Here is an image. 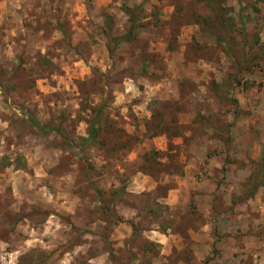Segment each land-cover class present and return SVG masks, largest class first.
<instances>
[{
    "label": "rangeland",
    "instance_id": "1",
    "mask_svg": "<svg viewBox=\"0 0 264 264\" xmlns=\"http://www.w3.org/2000/svg\"><path fill=\"white\" fill-rule=\"evenodd\" d=\"M260 178L263 0H0V264H264Z\"/></svg>",
    "mask_w": 264,
    "mask_h": 264
},
{
    "label": "trees",
    "instance_id": "2",
    "mask_svg": "<svg viewBox=\"0 0 264 264\" xmlns=\"http://www.w3.org/2000/svg\"><path fill=\"white\" fill-rule=\"evenodd\" d=\"M128 14L130 16L131 29L128 32V35H127L125 41L130 42V41H132L136 37V32H138V30L143 29L144 27H143V25H141L140 23H138V21H137V12L136 11L129 10L128 11ZM102 112H103V107H101L99 109V112H98V115H97V117L95 119V122L92 123V128L90 130V135L91 136H93L96 133V131H97V129L94 126H95V124L97 122L100 121V119H101V113ZM32 124H33V127L35 129H37L39 132H41L42 134H50L52 132H59L57 129H55L53 127H48V126L42 125L40 122H38L37 120H34V119H32ZM91 136L86 139V142H88V143L91 142V140H92L91 139ZM263 183H264V179H261L260 178V180H258V181L256 179V182H255L253 188L256 190L257 188H259L260 186H262ZM252 193L253 192H251V194Z\"/></svg>",
    "mask_w": 264,
    "mask_h": 264
},
{
    "label": "crops",
    "instance_id": "3",
    "mask_svg": "<svg viewBox=\"0 0 264 264\" xmlns=\"http://www.w3.org/2000/svg\"><path fill=\"white\" fill-rule=\"evenodd\" d=\"M173 191H177V190H171L169 193L173 192ZM171 195H168V197L166 198L167 200L170 198Z\"/></svg>",
    "mask_w": 264,
    "mask_h": 264
}]
</instances>
